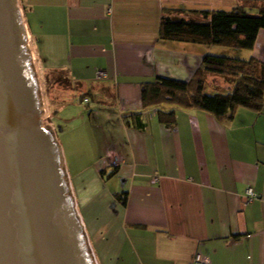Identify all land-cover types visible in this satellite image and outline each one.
Wrapping results in <instances>:
<instances>
[{"label":"crops","instance_id":"crops-1","mask_svg":"<svg viewBox=\"0 0 264 264\" xmlns=\"http://www.w3.org/2000/svg\"><path fill=\"white\" fill-rule=\"evenodd\" d=\"M18 2L37 23L33 42L46 55L41 70L60 72L68 83L54 86L50 103L75 93L89 109L91 151L75 149L67 130L61 162L95 264H192L196 254L207 264H264V102L259 113L239 107L223 123L140 102V83L187 82L205 55H222L220 47L159 40L164 10L244 7L256 15L264 0ZM238 54L264 64V30ZM96 71L106 78L97 80ZM232 86L204 75L208 95ZM171 109L173 129L156 116ZM247 187L257 199L246 201Z\"/></svg>","mask_w":264,"mask_h":264},{"label":"water","instance_id":"water-1","mask_svg":"<svg viewBox=\"0 0 264 264\" xmlns=\"http://www.w3.org/2000/svg\"><path fill=\"white\" fill-rule=\"evenodd\" d=\"M27 35L18 0H0V264H93L42 127Z\"/></svg>","mask_w":264,"mask_h":264},{"label":"trees","instance_id":"trees-1","mask_svg":"<svg viewBox=\"0 0 264 264\" xmlns=\"http://www.w3.org/2000/svg\"><path fill=\"white\" fill-rule=\"evenodd\" d=\"M22 9L25 15V9ZM163 14L158 26L159 40L202 44L240 52L251 50L258 31L264 30V7L256 15H249L244 7H236L228 12L164 10ZM205 74L231 79L234 81L233 86L227 93L208 95L204 92ZM140 102L144 109L169 105L204 112L219 123L230 119L239 107L259 113L264 102V64L253 58L244 60L207 54L187 82L157 77L140 83ZM156 116L166 128L175 127L172 109L158 110ZM125 123L129 124L127 120ZM47 124H42V127L54 137ZM54 142L57 144L55 138ZM59 154L61 160L60 150ZM60 167L63 170L62 162ZM86 247L95 264L87 243Z\"/></svg>","mask_w":264,"mask_h":264},{"label":"rangeland","instance_id":"rangeland-1","mask_svg":"<svg viewBox=\"0 0 264 264\" xmlns=\"http://www.w3.org/2000/svg\"><path fill=\"white\" fill-rule=\"evenodd\" d=\"M20 6V11L22 13V17L24 19V23L26 24V30L29 34V37L27 35V49L30 51L31 54V63L32 67L35 72V77L38 82V97H39V108L42 111L41 116V123L47 124L50 126V128L53 131L54 138L58 144L61 158L63 160L64 154H63V148L66 146L65 141V132L67 130H71L70 137L71 145L79 151H84L85 153H89L90 150V144L87 143L89 140V109L82 108L83 106L80 105L79 102V96L75 93H72L68 95V99H62L61 103L59 102H52L51 98H54L56 95L52 93V91L55 89L54 86L58 88H67L68 83L65 79L64 75L58 74L55 72H46L41 70L40 66L42 62H44L43 59H46L43 57V52H40L38 50L39 48L35 46V40L33 42V39L37 33V27L36 22L33 21L32 18H29L28 16L24 15V11ZM29 24V25H28ZM30 26V28H29ZM32 32V33H31ZM219 49L222 52V56H229V57H238V51L236 50H230L228 48H216ZM234 51V52H233ZM220 54V53H219ZM233 83L234 81L225 77H222V83L223 85L226 83ZM74 98V99H73ZM73 99L72 103L71 100ZM78 102V103H77ZM74 104L72 107L71 105ZM76 104V105H75ZM91 109L97 108L98 103L92 101L91 103ZM48 107L53 108L51 111ZM55 108V109H54ZM49 111V112H48ZM66 152V157H69L72 153L69 151ZM64 163V160H63Z\"/></svg>","mask_w":264,"mask_h":264},{"label":"built area","instance_id":"built-area-1","mask_svg":"<svg viewBox=\"0 0 264 264\" xmlns=\"http://www.w3.org/2000/svg\"><path fill=\"white\" fill-rule=\"evenodd\" d=\"M32 54V53H31ZM95 78L97 80H101V79H105L106 78V74L104 71H96V74H95ZM85 102L87 101L86 99L84 100ZM154 181H157L156 178L153 179ZM244 195H245V198H246V201L247 202H251L255 199L258 198V195L257 193L253 190V188L251 187H247L245 190H244ZM192 264H207V261L204 257H202L201 255L199 254H196L193 259H192Z\"/></svg>","mask_w":264,"mask_h":264}]
</instances>
